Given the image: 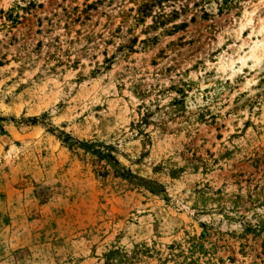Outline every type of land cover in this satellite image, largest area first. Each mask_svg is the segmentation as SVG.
Here are the masks:
<instances>
[{
  "label": "rangeland",
  "instance_id": "374dc122",
  "mask_svg": "<svg viewBox=\"0 0 264 264\" xmlns=\"http://www.w3.org/2000/svg\"><path fill=\"white\" fill-rule=\"evenodd\" d=\"M0 264H264V0H0Z\"/></svg>",
  "mask_w": 264,
  "mask_h": 264
},
{
  "label": "trees",
  "instance_id": "16d2710c",
  "mask_svg": "<svg viewBox=\"0 0 264 264\" xmlns=\"http://www.w3.org/2000/svg\"><path fill=\"white\" fill-rule=\"evenodd\" d=\"M224 1H225V4H228L230 2L232 3L234 0H224ZM26 122H29L32 125H36V124H38L39 120L37 118H33V119H29Z\"/></svg>",
  "mask_w": 264,
  "mask_h": 264
}]
</instances>
